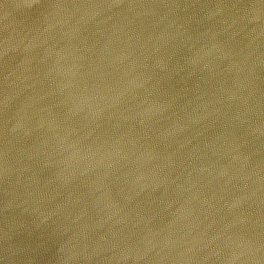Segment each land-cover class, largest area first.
<instances>
[{
    "label": "water",
    "instance_id": "obj_1",
    "mask_svg": "<svg viewBox=\"0 0 264 264\" xmlns=\"http://www.w3.org/2000/svg\"><path fill=\"white\" fill-rule=\"evenodd\" d=\"M0 264H264V0H0Z\"/></svg>",
    "mask_w": 264,
    "mask_h": 264
}]
</instances>
